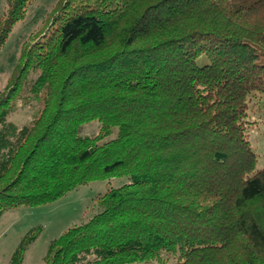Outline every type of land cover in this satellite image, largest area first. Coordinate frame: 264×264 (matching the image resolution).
I'll return each instance as SVG.
<instances>
[{
	"label": "trees",
	"instance_id": "obj_1",
	"mask_svg": "<svg viewBox=\"0 0 264 264\" xmlns=\"http://www.w3.org/2000/svg\"><path fill=\"white\" fill-rule=\"evenodd\" d=\"M4 1L0 50L33 0ZM256 94L264 0H60L0 94V216L127 178L45 264H264ZM27 95L41 110L18 128L7 119Z\"/></svg>",
	"mask_w": 264,
	"mask_h": 264
},
{
	"label": "rangeland",
	"instance_id": "obj_2",
	"mask_svg": "<svg viewBox=\"0 0 264 264\" xmlns=\"http://www.w3.org/2000/svg\"><path fill=\"white\" fill-rule=\"evenodd\" d=\"M60 0H33L26 17L18 23L0 50V94L10 85L19 63L22 47L50 30L51 16ZM5 1L0 0V17ZM26 96L7 122L18 128L29 124L41 110L40 104ZM248 134L258 155L257 170L264 168V94L252 97L248 106ZM100 125L92 122L81 128V136L93 137ZM128 184L127 178L97 181L75 189L57 202L38 207L21 206L0 216V264H12L14 256L26 244L21 264H45L50 248L69 229L89 222L101 211L98 199L111 189ZM136 264H159L146 262ZM166 264H178L171 259Z\"/></svg>",
	"mask_w": 264,
	"mask_h": 264
}]
</instances>
